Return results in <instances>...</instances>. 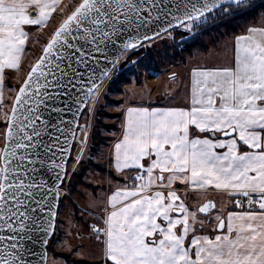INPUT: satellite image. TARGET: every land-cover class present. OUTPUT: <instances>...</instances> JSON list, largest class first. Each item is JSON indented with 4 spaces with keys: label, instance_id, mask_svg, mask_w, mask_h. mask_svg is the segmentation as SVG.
I'll list each match as a JSON object with an SVG mask.
<instances>
[{
    "label": "snow or ice",
    "instance_id": "obj_1",
    "mask_svg": "<svg viewBox=\"0 0 264 264\" xmlns=\"http://www.w3.org/2000/svg\"><path fill=\"white\" fill-rule=\"evenodd\" d=\"M55 4L0 0V72L18 67L25 26L44 24ZM256 6L252 0H79L0 117V264H31L29 244L47 245L37 234H51L69 150L67 115L79 109L86 85L89 93L97 90L102 59L113 55L105 67L115 68L109 49H135L154 28L153 35L192 30ZM192 127L208 135L193 138ZM114 162L117 170L140 174L109 198L114 210L103 243L110 264H264V27L235 38L228 66L192 69L186 108H129ZM175 180L226 191L239 210L216 217L214 237L195 235V213L190 223L177 193L153 191ZM212 207L208 202L198 211Z\"/></svg>",
    "mask_w": 264,
    "mask_h": 264
},
{
    "label": "rangeland",
    "instance_id": "obj_2",
    "mask_svg": "<svg viewBox=\"0 0 264 264\" xmlns=\"http://www.w3.org/2000/svg\"><path fill=\"white\" fill-rule=\"evenodd\" d=\"M62 2L60 6L57 5V11L52 13L51 17L49 16V19L44 23V27H42L43 32H39L38 35L40 38L38 40L37 37V43L31 42L30 49H32L33 52L30 53V57L26 61L23 76H25L31 64L40 55L44 44L50 38L52 32L77 6L79 0H63ZM66 2H68L69 6H67L68 4L66 5ZM252 3L257 6L250 11L251 14H249V16L245 17L243 20L239 18V23L238 25L236 24L239 31H242L250 24L252 22L251 20L256 18L261 11H264V7L259 6L264 4V0H252ZM228 19L233 20L231 17L221 18L217 16L215 19H209L207 23L192 30H186L182 27L176 30L173 29L153 40L143 43L144 45L142 44L141 47L135 50L124 52L110 75L97 87V90H94L92 97L82 112L79 121L80 126L77 130L79 133L81 128H86L85 141L80 150L76 149L78 142L76 141L73 143L72 153L67 164L66 176L60 186V198L55 229L47 244V264H67L64 256L55 255L54 251L62 254H72L73 257L79 259L100 260L98 258L87 259L85 256L82 257L80 254L76 253L79 249V243L85 242L86 238L91 234V230L89 229L91 221L92 223L98 222V217L93 214L94 211L91 209L92 212H80L78 208V211L75 212L73 200L74 198H81L80 195L78 196V194L74 193L78 188L81 192L80 194H83V198L86 195L85 199H87L88 196L89 198L93 197L91 192L97 196L98 189L96 188L101 186L98 185V183L96 185L93 184L97 182V180H86L84 185L77 184L75 191L71 192L69 190L71 173L78 169L80 162L84 160H90V166L87 171L89 170L93 173L96 171L109 172L107 151L103 145H108L109 141L117 136V132L120 129L119 123L122 117V105L124 102L126 101L127 103L130 100H137L148 96L151 97L158 89L168 90L176 85L180 86L179 83L170 84L168 79L176 77L177 73L180 74L183 68L184 73H186L188 67L192 64L202 63L199 62V60L203 57H197L194 51L213 50L214 46L217 45L215 39L219 37L216 30L220 28L219 30L224 31L225 27L222 26V22L224 20L226 22ZM177 30L184 31L185 35L176 38L175 34ZM226 33L228 32L223 34ZM208 36L216 38L214 39ZM205 57L207 58V56ZM126 68L129 70L126 71L123 76L119 75V73ZM171 74L175 75L171 76ZM116 78L120 81L119 83L115 82ZM22 80H20V83ZM18 85L19 83L13 88L11 87L9 95L6 100L2 102L6 112H9ZM97 110H103L105 114L107 112V115L103 113L104 116L102 117V121L109 127L99 128V133L102 137V139L101 137L99 139H101L102 142H94L95 145H92L94 123L97 118H100L99 115H97ZM87 171H85V174ZM188 195L189 194L185 193L184 197ZM193 209H195V207H193ZM222 214L221 208L216 204L215 209L208 215L210 224L212 226L215 225L216 217H221ZM197 218L198 217L195 216V223L193 224L194 229L196 228V223L199 221ZM202 219L201 221L204 222V218ZM190 223H192V219H190ZM79 231L82 232L83 239H81ZM88 249L87 247L85 250ZM85 254L89 253L86 252ZM92 255L93 257L99 256L96 252Z\"/></svg>",
    "mask_w": 264,
    "mask_h": 264
},
{
    "label": "crops",
    "instance_id": "obj_3",
    "mask_svg": "<svg viewBox=\"0 0 264 264\" xmlns=\"http://www.w3.org/2000/svg\"><path fill=\"white\" fill-rule=\"evenodd\" d=\"M63 0H56V4L54 9H52V13L57 11V5L60 6ZM68 2H66V5ZM69 6V4L67 5ZM51 17V16H50ZM49 19V18H48ZM47 19V20H48ZM252 22L248 24L242 31L238 33L230 32V34H222V31L218 28L216 31L219 37H210L216 38L215 42L217 45L214 46L213 50L207 51H199L195 50V54L197 57H203L199 62L200 64H192L188 67L186 73H184V68L180 74L177 73L176 77H171L168 79L169 83H176L180 84V86L176 85L168 90H156L151 97H143L139 99L130 100L122 105V117L120 119L119 127L120 129L117 132L116 138L109 141L108 145H103V147L107 151V160H108V167L111 169L112 173L110 172H102L96 171L95 173L90 172L89 170L85 174V180H97L93 184L100 185L101 187H97V196L91 192L93 195L92 198H86V195L83 198V194L81 195L79 188L74 192L75 194L80 195L81 198H74V209L75 206L80 210V212H87L93 210V214L97 215L98 223L102 225V229L106 228L105 220L107 219L108 214L114 210L112 205L109 203V198L117 192V190H123L125 188L131 187L130 178L133 173L139 171L135 168L130 169H123L117 170L115 167L114 162V145L122 140L125 125L127 121V114L129 108H147L151 109H164V108H186L189 104V93H190V79H191V71L193 68H205V67H224L228 66L231 63L235 45V38L239 35L246 34V30L249 27H264V11H261L256 18L251 20ZM44 24L40 26H25V31L28 33V39L24 46V51L21 54L20 60L18 62V67L16 68H4L2 72H0V103L6 100L9 92L11 91V87L13 88L18 83L20 84V80L24 77L25 72V64L27 59L30 57V53H32V49H30L31 42L37 43L40 36L38 35L39 32H43ZM38 37V40H37ZM204 41V40H203ZM190 56V55H188ZM207 56V58L205 57ZM205 57V58H204ZM175 75V74H174ZM172 75V76H174ZM207 133H201L194 127L190 128V136L193 138L200 137L203 138L207 136ZM103 159V157L101 156ZM145 165L149 162L146 160L144 161ZM167 173H165V184H167ZM147 178V177H145ZM82 186V185H81ZM80 186V187H81ZM160 190L167 194L168 191H175L177 195L180 197V201H182L189 210V222L192 219L191 214L195 213L197 216L196 208L197 206L202 203L206 199H213L215 203L221 208L223 212L222 217H226L228 212L230 211H238L235 200L237 197L229 195L228 192L223 190H217L214 187H208L204 189L195 188L189 183H181L179 180H175L172 182L171 188H160V189H153V191ZM189 194L188 196L184 197V194ZM74 194V195H75ZM73 195V196H74ZM94 204V205H93ZM195 207V209H193ZM91 209V210H90ZM81 214V213H79ZM197 220L201 221L202 218L198 215ZM198 221V222H199ZM92 223V221H91ZM90 223V224H91ZM90 229V228H89ZM80 230V229H79ZM195 235H207L210 237H214L215 235L219 234L216 230L214 225L212 226L210 223L206 224L205 228H195ZM81 234V239H83V234ZM91 234L86 238L85 242L79 243V249L76 251L77 254H80L82 257L85 256L87 259H102V264H110L109 261L106 260L105 257V246H104V234L103 232L100 233L99 236L94 234L92 231ZM101 236V238H100ZM191 235L189 236V239ZM100 239V240H99ZM88 243V244H87ZM88 250H85L87 247ZM85 250V251H84ZM88 252L89 254H85ZM96 252L99 254L97 257H93V253ZM92 253V254H91Z\"/></svg>",
    "mask_w": 264,
    "mask_h": 264
},
{
    "label": "water",
    "instance_id": "obj_4",
    "mask_svg": "<svg viewBox=\"0 0 264 264\" xmlns=\"http://www.w3.org/2000/svg\"><path fill=\"white\" fill-rule=\"evenodd\" d=\"M73 10H74V9H73ZM69 14H70V13H69ZM65 18H66V17H65ZM177 28H180V27H174L173 29H177ZM173 29H171V30H173ZM158 30H159L158 28H154V29H153V31H158ZM153 31H149V32L147 33V34H148L149 36H151L152 38H151V39H148V40H144V41L142 42V44L145 43V42H147V41L153 40V39L159 37L160 35L164 34V33H161L160 35H153ZM53 32H54V31H53ZM143 34H144V33H143V30H142L141 33H140V38H141V39H142V37H143ZM127 39H128V38L125 37V40H127ZM46 43H47V41H46ZM46 43L44 44V46L46 45ZM142 44H141V45H142ZM141 45H140L139 47H141ZM44 46H43V47H44ZM139 47H137V48H139ZM137 48H135V49H137ZM42 49H43V48H42ZM135 49H130V50H135ZM130 50L125 49V50H123V51H118V50L109 49L110 52H112V53L115 54V58H116V60H117V63H118V61H119L121 55H122L124 52H126V51H130ZM41 54H42V51H41L40 55H41ZM40 55H39V56L37 57V59L31 64V66H30L29 69L27 70V72H26V74H25L23 80L21 81V83H20L19 86L17 87V90H16V92H15V94H14V97H13V99H12L11 106H12V104H13V102H14V99H15L16 94H17L18 91H19V88L23 85L24 80H25V78L27 77V73H28V71L30 70V68L32 67V65H33V64L39 59ZM112 59H113V55H109V56H108V60H103V59H102L101 62H100L98 65H96V68H97V74H96V76L99 78V79L97 80V87H98L100 84H102V83L106 80V78L110 75V73L112 72V70H113L112 67H110V66H109L108 68L105 67V65L108 64V62L111 61ZM117 63H116V64H117ZM104 71H108V75H107V76H101V73L104 72ZM172 75H174V74H171V76H172ZM85 79L87 80L88 77L86 76ZM94 79H95V78H94ZM89 86H90V85H86V86L83 88V90L80 92V96H79L80 106H79V109L77 110V108L74 106V107H73V112H72V113H69V114L67 115V119L71 122V124L69 125V132H68L69 150H68V152L66 153L67 159H66V161L63 162V171L61 172V175L63 176V181H64V178H65V176H66L65 173L67 172V164H68L69 158H70L71 153H72V147H73V143H74V140H75V137H76V131H77L78 126H79V121H80V118H81L82 112H83L84 108L86 107L87 103L89 102V100H90V98L92 97V94H93V92H94V91H93L92 93H89V92H88V87H89ZM11 106H10V109H11ZM10 109H9V112H10ZM59 198H60V188H59V196H58V198L55 200V204H56V207H55V209H54V211H55V218H54V220L51 221V223H52V228L50 229L51 234H50L49 236H47V237H42V236H40L39 234H37V240H40V239L46 238V239L49 241V239L51 238V236H52V234H53V232H54V229H55V223H56V217H57V210H58V206H59ZM208 202H211L212 204H214V207L210 208L209 211H208L207 213H200V212L198 211V212H199L201 215H203V216H208V215L214 210V208H215V206H216V203H215V201H214L213 199H206V200H204L203 203H201V204L198 206L197 210H199V208H200L201 206H203L205 203H208ZM47 244H48V243H47ZM28 247H29V248L32 250V252L35 254V258H30V259H31V264H41V260H40L41 256H43V264H47V260H48V249H47V245H44V244L38 242V243H36L35 245H33V244H29Z\"/></svg>",
    "mask_w": 264,
    "mask_h": 264
},
{
    "label": "trees",
    "instance_id": "obj_5",
    "mask_svg": "<svg viewBox=\"0 0 264 264\" xmlns=\"http://www.w3.org/2000/svg\"><path fill=\"white\" fill-rule=\"evenodd\" d=\"M251 11V10H250ZM248 12V14L244 15V16H237L235 19L233 20H225L222 22V26H224L225 30L222 31V34L225 33V32H234V33H238L239 32V28L236 26V24L238 25L239 23V18L241 20H243L245 17L249 16V14H251V12ZM253 18V17H252ZM176 30V29H175ZM238 31V32H237ZM185 35L184 34V31L182 30H177L176 31V34H175V37L178 38V37H181ZM129 69L126 68V69H123L122 72L119 73V75H124L126 73V71H128ZM115 82L119 83L120 81L116 78L115 79ZM114 83V81H113ZM19 86V85H18ZM103 113L105 114V112H103V110H97V115H99L100 118H97L95 123H94V127H93V134H92V145H95L94 142H102V137L100 136V133H99V128L100 127H109L107 126V124H105L103 121H102V117L104 116ZM107 115V112L106 114ZM101 137V139H99ZM90 161V160H89ZM89 161L87 160H84L82 162H80V165L78 167V169L74 170L72 173H71V176H70V181H69V185H70V191L73 192L75 191V187L77 184H85L86 180L83 178L84 174H85V171H87V169L89 168ZM109 172L111 174L112 171L111 169H109ZM75 212H77V207L75 206ZM48 247V245H47ZM55 255H62L64 256V259L65 261L67 262V264H102L103 263V260L100 259V260H86V259H79V258H75L72 256V254H62V253H59L57 251H54Z\"/></svg>",
    "mask_w": 264,
    "mask_h": 264
},
{
    "label": "built area",
    "instance_id": "obj_6",
    "mask_svg": "<svg viewBox=\"0 0 264 264\" xmlns=\"http://www.w3.org/2000/svg\"><path fill=\"white\" fill-rule=\"evenodd\" d=\"M8 112V111H7ZM4 113H6V111L4 110V106L2 105V103H0V117H2L3 115H4ZM80 126V125H79ZM78 126V127H79ZM78 130V129H77ZM85 136H86V128H81V130H80V132L78 133V131H76V137H75V140H74V142H78V144H77V150H80L81 148H82V145H83V143H84V141H85ZM138 174H140L139 173V171H136L135 173H133L132 174V176H131V178H130V184H131V186L133 185V184H135L136 183V181L134 180V179H132V177H135L136 175H138ZM97 228H99V229H101L102 231L100 232V233H102L103 232V229H102V225H100L98 222H94V223H91V225H90V230L94 233V234H96L97 236H99L100 235V233H97L96 231H95V229H97Z\"/></svg>",
    "mask_w": 264,
    "mask_h": 264
},
{
    "label": "flooded vegetation",
    "instance_id": "obj_7",
    "mask_svg": "<svg viewBox=\"0 0 264 264\" xmlns=\"http://www.w3.org/2000/svg\"><path fill=\"white\" fill-rule=\"evenodd\" d=\"M197 208H198V206H197ZM197 208H196L197 216L199 215L200 217L204 218V222H202V221L197 222V223H196V228H201V229H202V228H205L206 224L210 223V220H209V217H208V216H203V215H201V214L198 212ZM214 209H215V208H214ZM221 218H223V217L221 216ZM202 220H203V219H202ZM216 224H217V221H216V223H215V225H214L215 230H216Z\"/></svg>",
    "mask_w": 264,
    "mask_h": 264
},
{
    "label": "bare ground",
    "instance_id": "obj_8",
    "mask_svg": "<svg viewBox=\"0 0 264 264\" xmlns=\"http://www.w3.org/2000/svg\"><path fill=\"white\" fill-rule=\"evenodd\" d=\"M143 45H144V44H143ZM203 202H204V201H203ZM203 202H202V203H203ZM199 205H200V204H199ZM199 205H198V206H199Z\"/></svg>",
    "mask_w": 264,
    "mask_h": 264
}]
</instances>
